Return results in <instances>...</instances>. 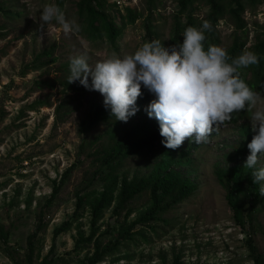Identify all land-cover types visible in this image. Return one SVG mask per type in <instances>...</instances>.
Returning a JSON list of instances; mask_svg holds the SVG:
<instances>
[{
	"label": "rangeland",
	"instance_id": "rangeland-1",
	"mask_svg": "<svg viewBox=\"0 0 264 264\" xmlns=\"http://www.w3.org/2000/svg\"><path fill=\"white\" fill-rule=\"evenodd\" d=\"M78 1L64 0L63 11L67 19L75 20L80 26ZM109 3L108 13L117 26H121V14L125 15L126 7L139 13L138 19L124 28L116 48L106 40L91 42L81 27L78 33L70 35L63 34L55 22L40 29L44 5H56V0H0V225L10 231V252L23 264L28 236L38 229L40 221L43 220L44 226L36 239L40 258L35 264L48 254L54 227L74 211L76 192L100 189L99 181L92 186L89 184L101 166L91 154L108 146L112 132L117 130L115 123H100L88 134L80 131L81 122L93 104L103 103L104 97L98 91L86 89L79 81L68 83L70 58L86 55L88 63L94 66L112 53L120 57L132 54L147 42L149 24L161 38L168 40L175 17L180 16L183 23L187 18V12L180 13L177 0H159L153 11H149L147 0H109ZM195 4L199 5L192 14L199 22L204 20L209 7L202 0ZM244 16L249 22V40L253 41L255 22L259 26L264 23V0L254 7L248 4ZM217 29L220 39L217 45L228 48L232 43L233 25L225 19ZM53 46L56 62H45L35 70H26L38 54ZM141 92L147 99L138 108L139 114L136 112L137 124L145 126L155 121L159 125L157 119L147 113L154 95L143 85ZM45 100L50 106L29 108L34 102ZM64 101L65 108H61L64 114L58 120L56 109ZM121 125L124 128L135 126L129 120L121 121ZM218 130V135L209 137L207 143H200L199 148L190 152L189 161L180 159V152L189 150L194 138L170 150L172 156L167 152L169 149L162 146L124 159L121 175L129 178L150 173L156 163L171 160L172 168L198 186L187 200L163 214L168 222H152L157 226L156 231L137 226L147 229L149 240L139 238L137 242H126L119 253L106 257L100 264H173L177 256L181 264H254L248 246L250 235L264 256V196L256 200L249 191L239 192L238 200L245 207L246 215L245 225L241 226L227 202V189L222 181L230 167L245 165L250 155L247 145L256 132L251 120L246 124L221 125ZM261 167H264V156L258 157L253 169ZM69 168L72 170L67 180L48 205L55 181L60 183ZM114 205L99 221L98 235L104 243L117 236V231L112 229L123 221V217L113 214ZM129 205L134 209L129 216L131 221L151 205L149 191L138 195ZM90 210L86 204L71 229L56 238L55 254L61 258L55 264H79L94 251L93 243L73 250L78 230H83L85 235L90 233ZM0 264H14L1 239Z\"/></svg>",
	"mask_w": 264,
	"mask_h": 264
},
{
	"label": "trees",
	"instance_id": "trees-1",
	"mask_svg": "<svg viewBox=\"0 0 264 264\" xmlns=\"http://www.w3.org/2000/svg\"><path fill=\"white\" fill-rule=\"evenodd\" d=\"M197 1L177 0L180 13L187 12L186 22L183 23L181 17L176 16L172 35L168 40L161 38L160 34L152 30L153 26L149 24L146 33L147 42L159 40L165 48L179 45L183 41V32L187 27L200 28L204 21H209L212 25V30L205 32L204 47L207 50L209 45L219 44L220 39L217 35V27L222 20L228 19L233 25L232 43L226 48L230 58L229 62H231V59L239 57L245 50L255 53L259 58V63L250 65L247 68H240L238 71L241 78L250 88L264 96V23L259 26L255 22L256 26L254 25V27H257V29L254 28V40L250 41L249 22L244 16L248 4L254 7L263 0H202V3L208 6L209 10L204 20L199 22L192 14V11L199 5L195 4ZM158 3L159 0H147L149 11L155 10L158 7ZM56 5L63 10L64 0H56ZM109 5V0H79L77 10L81 20L80 27L88 40L91 42L106 40L110 42L111 46L116 48L124 28L127 24L134 23L138 19L139 13L134 8L126 7L125 15L121 14L123 20L121 26H117L112 20V15L108 13ZM5 12L15 16L13 13ZM54 50L55 46L42 51L36 56L32 64L27 65L26 70H35L45 64V62H56L57 57L54 56ZM141 93L142 95L136 101L138 104L136 105L137 109L142 107L147 99L146 95L143 92ZM65 103L66 101L57 106L56 114L58 120L64 114L61 112V108H65ZM43 106H50V104L47 100L36 101L29 108L34 110ZM137 114H139V111ZM251 115L252 113L247 108L234 112L231 120L224 125L239 122L246 124L250 121ZM135 116L136 114L128 119L135 126L124 128L121 125V121L116 120V117L112 116L110 108H106L104 103H95L88 115L82 120L80 126L82 134H88L95 125L100 123H115L117 125V130L111 134V143L106 147L96 149L91 154V156L101 162V166L97 176L89 184L92 186L95 181H99L98 186L101 185V187L88 193H83L84 191L82 190L76 192L77 199L74 211L69 218L54 227L53 242L49 252L38 264H55L61 258L55 254L56 238L71 229L73 222L82 216L86 204L91 209L90 233L85 235L83 230H78L73 250L77 251L80 247L93 243L95 246L94 251L92 254L86 255L79 264H100L106 257H112L119 253V248L124 246L126 242H137L139 238L149 240L146 230L156 231L157 229V226L152 222L158 220L168 222L162 217L163 214L187 200L196 191L198 185L172 168L171 160H162L156 163L155 167L147 174L135 175L132 178L124 174L121 175L125 158L134 155H144L148 151H155L164 146L162 143L164 138L160 135V126L155 121L145 126L139 125L135 120ZM247 129L249 130L248 127ZM218 134L219 130H214L209 137H214ZM201 144L193 141L189 150H181L180 159L189 161L190 152L199 148ZM170 150L172 149L167 152L172 156ZM71 170L72 168H69L64 172L60 183L55 181L53 191L47 200L48 205L53 203ZM255 170L257 169L247 167L245 169L244 165H234L222 176V181L227 189V202L233 211L234 218L241 226L245 225L246 215L244 214L245 207L238 200L239 192L249 191L252 194V199L256 200L261 196L258 183H253L252 174ZM146 190L149 191L151 205L140 213L136 219L130 221L129 216L134 209L129 204ZM113 203L115 204L112 209L113 214L123 217V221L120 222L118 228L114 227L112 229L117 231V236L104 243L98 235V230L100 229L99 221L102 219L104 212ZM138 225L146 226L147 229L137 228ZM43 226L42 220L38 224V229L28 236L25 264H35L36 260L40 258L36 239L39 230ZM0 239L14 264H23L10 252V231L6 230L2 225H0ZM248 242L254 264H264V256L254 245L251 235L248 238ZM181 263L180 256H177L173 264Z\"/></svg>",
	"mask_w": 264,
	"mask_h": 264
},
{
	"label": "clouds",
	"instance_id": "clouds-1",
	"mask_svg": "<svg viewBox=\"0 0 264 264\" xmlns=\"http://www.w3.org/2000/svg\"><path fill=\"white\" fill-rule=\"evenodd\" d=\"M53 22L65 35L80 31L77 22L67 19L59 6L46 4L39 27L45 29ZM211 30V23L204 21L200 28L187 27L179 45L165 48L159 40L144 42L132 54L120 57L112 53L94 66L86 55L73 56L68 83L79 81L86 89L98 91L112 116L123 122L138 111L136 101L143 85L155 97L147 113L159 122L164 147L172 150L187 139L207 143L234 112L247 108L256 135L247 145L250 155L244 166L255 168L258 157L264 156V98L241 78L238 69L258 64L259 58L245 50L229 62L222 46L209 45L205 50V32ZM252 178L253 183L261 184L264 196V167L255 170Z\"/></svg>",
	"mask_w": 264,
	"mask_h": 264
}]
</instances>
